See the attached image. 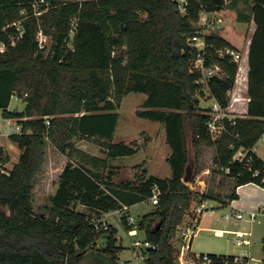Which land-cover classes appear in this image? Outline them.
<instances>
[{
    "label": "trees",
    "instance_id": "16d2710c",
    "mask_svg": "<svg viewBox=\"0 0 264 264\" xmlns=\"http://www.w3.org/2000/svg\"><path fill=\"white\" fill-rule=\"evenodd\" d=\"M33 1L0 0V34L9 45L0 51V110L23 126L10 134L22 151L9 171L2 164L10 156L0 146V264H119L124 246L117 227L97 228L92 214L78 210L77 204L96 212L121 209V219L131 228L123 205L150 198L155 188L158 203L137 223L153 245L145 249L146 261L178 264L172 239L196 197L183 179L191 160L190 142L196 151L200 145L216 146L214 165L227 170L236 185L254 181L264 186V159L254 150L264 133V0H251L250 12L237 8L239 20L253 17L257 25L249 47L248 108L244 116L235 114V123H228L229 132L219 138L210 132L209 108L200 105L203 85L197 82L200 72L190 70L196 52L188 37L196 30L201 8L237 7L239 0H187L185 12L177 0H50L41 22ZM73 19L77 27L71 36ZM18 20L21 35L13 23ZM40 28L54 39L47 56L37 36ZM206 38V63H217L224 71L209 78V91L227 106L239 64L217 49L236 46L219 32ZM14 91L27 94L23 110L9 109ZM131 91L147 94L137 114L166 127L172 147L169 177L148 174L140 183L114 182L112 170L106 174L101 169L108 158L137 151L124 140L113 141L117 108ZM73 135L97 138L106 158L76 148ZM48 140L68 159L50 203L35 210L34 181ZM241 147L247 152L243 161L234 157ZM237 195L234 189L230 198Z\"/></svg>",
    "mask_w": 264,
    "mask_h": 264
},
{
    "label": "rangeland",
    "instance_id": "374dc122",
    "mask_svg": "<svg viewBox=\"0 0 264 264\" xmlns=\"http://www.w3.org/2000/svg\"><path fill=\"white\" fill-rule=\"evenodd\" d=\"M227 4V3H226ZM228 5V4H227ZM225 6L224 18L228 20L229 26L225 29V34H239L242 39H246L249 26L240 23L237 18V12L234 9ZM50 7V6H49ZM48 10L44 9L42 13H34L39 21H42L43 14ZM20 21V20H18ZM223 32V31H222ZM37 36L40 41L41 50L44 56L51 52L53 44V36L45 32L42 28L39 29ZM11 44H15V38L10 35ZM72 45V42H70ZM8 49V43L6 42ZM244 56V47L239 46ZM242 60L238 61L241 67ZM239 71V68H238ZM237 71V72H238ZM237 78V77H236ZM236 82V81H235ZM245 82L239 81L234 83L233 87L228 91L229 99L232 100L234 94L243 95L240 100H237L239 110L245 108L244 96H247ZM13 95L10 108L12 110H23L26 106L25 96ZM200 105L207 108L214 102L209 88L203 86V89L198 94ZM146 93L139 91H131L123 95L120 104L117 108L119 112L118 123L114 132L113 141L132 142L138 152L125 156L117 157L116 159L108 158V165L103 167L102 171L108 173L112 168L116 182L129 181L131 183H140L141 179L148 176V172L169 177L172 175V167L167 159V155L171 152V145L166 141V130L163 122L151 118L143 117L137 114L139 109L143 108V101ZM20 123L17 118L7 117L0 110V146L9 154L10 159L2 164L5 171H9L13 165L19 160L21 149L10 138V134L3 131V127L11 130L16 124ZM21 124V123H20ZM74 146L81 151L101 158H106L107 151L105 146L94 137H80L73 135L71 138ZM258 152L264 157V138H260L256 144ZM191 170L193 180L186 181L190 184L193 192L197 196L202 195H219L222 198L208 197L204 201V206L208 208L202 217L201 225L205 226L199 229L192 241V249L196 252H207L216 255H230L239 253H250L251 259L257 260L258 264H264V213L257 216L254 222L249 221V212L243 209L244 218L237 216L238 210H235L226 203L223 199H228L230 194L235 189V178L230 176L227 170L218 169L213 162L216 153L214 145H200L197 151L189 145ZM197 152V153H196ZM78 153H75L76 156ZM197 154V155H196ZM67 154L63 153L53 142L47 141L46 158L42 170L36 176L34 181L33 191V206L38 210L39 206L45 203H50V195L55 192L58 186L59 174L67 161ZM254 184V183H253ZM253 184L247 183L244 190H251ZM247 195L245 194L244 197ZM196 198V197H195ZM194 198V199H195ZM156 204L152 202L151 197L140 201L127 210L135 220V223L140 220L144 213L155 208ZM78 210L86 213H91L93 220H102L110 225L117 227L118 240L123 244L124 248L120 254L119 264H148L145 256L146 245H137L135 242L140 240L142 243L145 240V233L139 229L136 224H132L131 228H136V231L131 233L130 228L126 227L121 219L119 210H109L103 212L92 211L89 207L83 204H77ZM234 210L236 212H234ZM200 225V224H199ZM209 227H223L230 229H251L252 244H238L236 235L232 232H226L224 235H217L214 229ZM175 245V260L178 264V245L180 243L179 232L176 230L173 236Z\"/></svg>",
    "mask_w": 264,
    "mask_h": 264
},
{
    "label": "built area",
    "instance_id": "2783aa9c",
    "mask_svg": "<svg viewBox=\"0 0 264 264\" xmlns=\"http://www.w3.org/2000/svg\"><path fill=\"white\" fill-rule=\"evenodd\" d=\"M179 3L180 10L182 12H185L187 9V0H177ZM50 6V0H34L33 1V9L34 13H42V11ZM23 12H25L23 10ZM224 13L219 12L218 10H207L206 8H201L199 12V18L196 21V30L195 32L188 37V44L191 47V50H195L196 57L192 60V65L190 70H197L200 72V76L197 79L198 83H201L203 86L208 85L209 78L214 75L222 76L224 74V71L222 69V66L215 63L208 65L206 63V52H207V34H210L212 32H219L223 36V30L226 29L227 26H229L228 20L224 18ZM14 24L17 25V28L19 29L20 35L23 33V27L19 21H14ZM71 36H73L75 29L77 27V21L76 19H73L71 21ZM226 37V36H225ZM227 38V37H226ZM228 39V38H227ZM230 40V39H229ZM231 41V40H230ZM232 42V41H231ZM233 43V42H232ZM234 44V43H233ZM6 41L1 37L0 34V51L4 52L6 48ZM235 45V44H234ZM232 46H222L217 49L220 56H229L234 61H239L243 57V53L238 48ZM211 94V92H210ZM14 95L17 96L18 92L14 91ZM212 95V94H211ZM212 99L214 102L208 106L209 108V114L210 119L208 122L210 132L213 136V138H219L222 134L225 132H229L228 123L232 122L235 123V114L232 113L229 108L232 104V100H240L241 95L234 94L232 97V100H229V104L227 106H223L214 96H212ZM46 123L49 124L50 120L49 117L46 116ZM22 124L18 123L16 124L11 130L9 128L3 127V131H5L7 134H11L13 132H20L22 131ZM239 136V134H236V137ZM261 138H264V133L261 136ZM234 157L240 161L245 160L247 157V152L242 147L238 149ZM246 165L251 168L252 166V159L247 158L246 159ZM259 173V170L257 169L254 172V175H257ZM264 182V177L262 179ZM254 182V181H251ZM257 183V182H255ZM260 184V183H258ZM262 185V184H260ZM263 186V185H262ZM159 193L160 191L158 188H155L153 190V194L151 196L152 202L154 204H157L159 201ZM194 202V201H193ZM130 206L127 204L123 205V209L127 211V209ZM119 210L121 212V209H114ZM208 211V208H206L203 203L196 202L192 203L190 208V214L187 219L182 221L177 226V231L179 232L180 236V243L178 245V261L180 264H258L257 260H252L251 258H245V256L241 255H235L233 258H229L228 256H221L217 255L214 256L207 252H196L192 249V241L194 236L199 231V224L202 218V215ZM210 211V210H209ZM208 211V212H209ZM236 212V211H234ZM264 212V203L257 208L249 211V221L254 222L257 219V216ZM237 216L239 218L244 217L243 211H238ZM127 217L129 219V222L131 224H136L135 220L131 216L129 212H127ZM94 224L97 228H109L110 224L106 221L102 220H94ZM136 228H132L130 230L131 233L135 232ZM227 231H233L236 235V242L238 244H249L250 241V235L252 234L251 229L249 230H229V229H215L214 232L217 235H224ZM137 245L142 246V244L148 246H153L152 243L149 240H144L142 243L140 240H137L135 242ZM147 257V254L144 256Z\"/></svg>",
    "mask_w": 264,
    "mask_h": 264
},
{
    "label": "crops",
    "instance_id": "0c3cea01",
    "mask_svg": "<svg viewBox=\"0 0 264 264\" xmlns=\"http://www.w3.org/2000/svg\"><path fill=\"white\" fill-rule=\"evenodd\" d=\"M251 5H252L251 0H244V1L243 0H239L238 3H237V7H232L230 5H227V6H229V8H231V9H234L236 12H237V8L243 9L246 12H250ZM225 6L223 8H221V9H218V11L224 13V11L228 10V9H225ZM239 21H240V23H243L245 25H248L249 26V29H250L248 31V34L246 35V39L245 40H243L242 39V35H239V34H236V35L231 34V35H228L227 36L225 34V30H223V34L228 39H230L235 45H237V46L238 45L239 46H242L243 45V47H244V56L241 59L242 60V63L240 65L241 67H239V71L237 72V78H236V82L235 83L237 84L239 81H242V83L245 82V88H246V91H247V88H248V72H249V68H250V66H249V47H250L252 35H253V33H254L257 25H256V21H255V19L253 17L250 18L249 20H239ZM146 96H147V94H146ZM241 96L243 97V95H241ZM244 97H245L244 98V100H245V108L242 109V110H239L238 109L236 100L235 101L232 100V104L230 105V108H229V110L232 113L237 114V115H242V116H244V115L247 114L249 96L247 94V96H244ZM9 109H11L10 108V105H9ZM164 128L166 130L165 125H164L163 129ZM166 141H167V138H166ZM128 143L133 144L132 142H128ZM254 150H255V152L260 157H262L264 159V157L258 152V150L256 148V145L254 146ZM136 152H138V150ZM171 152H172V148H171ZM171 152L169 153V155L171 154ZM169 155H167V157ZM120 156H125V155H120ZM120 156H116V157H113L111 159L113 160V159H116L117 157H120ZM111 170H112V180L114 182H116L115 179H113L114 178L113 168ZM148 174H153V173L148 172ZM154 175H156V174H154ZM157 176H159V175H157ZM160 177H162V176H160ZM247 183H250V184H253L254 183L253 184L254 187H252V189L251 190H248V191L247 190H244V187H245V185ZM247 183H243V184H240V185H236L235 184V189H236L237 194H238L237 197H235V198L228 197V199H223L226 203H229L230 206H232V208L235 209V210L243 211V209H245V210H247L249 212V211L257 208L258 206H260V205H262L264 203V186H262V185H260L258 183H255V182H247ZM245 194L247 195L246 197H244ZM208 197L222 198V196H219V195H211V194L202 195V196H197L196 195V198L193 199L194 202L192 201V203L201 202V203L204 204V201ZM192 203H191V205H192ZM134 204H136V203H134ZM134 204H132V205H134ZM132 205H130V207ZM262 213H264V212H262ZM189 214H190V210H189L188 214L186 215L185 219H187L189 217ZM202 219H203V217L201 218V221H202ZM204 227L205 226L201 225V223H200L199 229H203ZM209 228H211V229L213 228L215 230V229H222L223 227H209ZM130 229H132V228H130ZM225 229H229V230H237L238 229L239 230L240 228H237V229L225 228ZM240 230H247V229H240ZM228 232L234 233L233 231H228ZM250 241L251 242L249 243V245L252 244L251 237H250ZM234 255L247 256L248 258H251V256H252L250 253H247V252L239 253V254H234Z\"/></svg>",
    "mask_w": 264,
    "mask_h": 264
},
{
    "label": "water",
    "instance_id": "95a60500",
    "mask_svg": "<svg viewBox=\"0 0 264 264\" xmlns=\"http://www.w3.org/2000/svg\"><path fill=\"white\" fill-rule=\"evenodd\" d=\"M190 167H191V160H190V162L188 163V165L186 167V174H185V176L183 178L185 181L191 180V178L193 177L192 176V170H191ZM107 235H108V233L104 234V236H107Z\"/></svg>",
    "mask_w": 264,
    "mask_h": 264
}]
</instances>
